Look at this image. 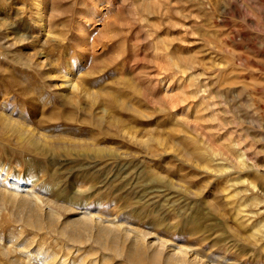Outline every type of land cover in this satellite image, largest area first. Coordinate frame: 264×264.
I'll list each match as a JSON object with an SVG mask.
<instances>
[{
	"label": "rangeland",
	"instance_id": "obj_1",
	"mask_svg": "<svg viewBox=\"0 0 264 264\" xmlns=\"http://www.w3.org/2000/svg\"><path fill=\"white\" fill-rule=\"evenodd\" d=\"M17 185L49 205L0 198V264H264V0H0Z\"/></svg>",
	"mask_w": 264,
	"mask_h": 264
},
{
	"label": "bare ground",
	"instance_id": "obj_2",
	"mask_svg": "<svg viewBox=\"0 0 264 264\" xmlns=\"http://www.w3.org/2000/svg\"><path fill=\"white\" fill-rule=\"evenodd\" d=\"M69 82V81H68ZM12 116V115H11ZM22 127V126H21ZM20 134V133H19ZM32 144V143H31ZM224 167V166H223ZM15 180V179H14ZM13 184V183H12ZM37 185V184H36ZM11 186V185H10ZM86 195V194H85ZM3 196H8V202L11 203L13 206H16L19 208V210H21V213L23 216L28 217V215H31L35 212H46V205H49L47 200H44L43 198H41L39 195H37L34 192H30V189H26L25 187H23L22 185H17L14 188H9L7 189V191L3 190L2 188H0V198L3 201ZM5 198V197H4ZM47 198V197H46ZM88 199V198H87ZM86 199V201H87ZM90 200V199H89ZM67 201V199H66ZM1 202V201H0ZM59 203V202H58ZM57 204V203H56ZM64 204V203H63ZM88 204V203H87ZM238 205V204H237ZM0 206H3V203H0ZM54 206V204H53ZM242 208V207H241ZM17 210V209H16ZM50 210V209H48ZM69 210H74L72 208H69ZM240 210V209H239ZM14 212V211H13ZM86 212V211H85ZM31 213V214H30ZM81 214V213H80ZM7 216V215H6ZM96 218V217H95ZM29 219V218H28ZM245 219V218H244ZM69 220V219H68ZM70 221H74L76 222V224H80V223H88L89 225H93L96 227H99L97 231H112L115 227V225L113 224H104L99 220L94 219L93 217H89L86 214H81L78 215V217L75 218V216L70 219ZM69 221V222H70ZM103 221V220H102ZM68 224V223H67ZM71 224V223H70ZM261 224V225H260ZM69 225V224H68ZM88 225V226H89ZM253 227L256 228V231H261L262 233L264 232V227L262 223H258L256 225H254ZM263 227V228H262ZM255 235V234H254ZM253 236V235H252ZM137 237V236H136ZM143 238V237H142ZM259 242V241H258ZM142 246L153 250L152 253L154 252L155 254L160 252L159 248H155L153 242H149L147 241L146 238L143 239V243ZM164 246V245H162ZM165 247V246H164ZM19 250V249H18ZM175 250V249H174ZM48 252V251H47ZM160 253H163L162 251ZM168 253V252H167ZM166 254V253H165ZM3 255V254H2ZM161 255V254H160ZM7 256V255H6ZM26 257V256H25ZM52 257V256H51ZM257 257V256H256ZM48 255H46L43 251H36L34 253H31L28 256V259L26 260V262H24V264H49V261L52 259H50ZM166 259L169 260H175L177 263L179 264H184L187 261H189L188 258V254L185 250L181 249L178 251H173L171 253H168L166 255ZM193 263L196 262V258L192 260ZM18 262V260H17ZM199 262V261H198ZM221 262V261H220ZM21 263V262H19ZM95 263V262H94ZM190 263V262H189ZM227 263V262H226ZM51 264V263H50ZM63 264V263H62ZM199 264V263H198ZM203 264V263H202ZM207 264V263H206Z\"/></svg>",
	"mask_w": 264,
	"mask_h": 264
}]
</instances>
